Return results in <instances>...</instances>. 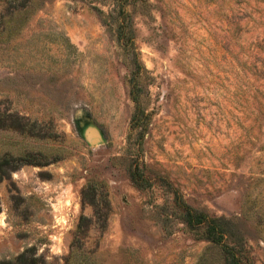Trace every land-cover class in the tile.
<instances>
[{"label":"rangeland","instance_id":"1","mask_svg":"<svg viewBox=\"0 0 264 264\" xmlns=\"http://www.w3.org/2000/svg\"><path fill=\"white\" fill-rule=\"evenodd\" d=\"M4 154L0 264H264V0H0Z\"/></svg>","mask_w":264,"mask_h":264},{"label":"trees","instance_id":"2","mask_svg":"<svg viewBox=\"0 0 264 264\" xmlns=\"http://www.w3.org/2000/svg\"><path fill=\"white\" fill-rule=\"evenodd\" d=\"M19 159L21 160L22 157L14 158L8 154H4L3 156H0V178L6 173L7 169L14 168L15 166H17V164L13 162ZM208 230L210 236L214 239H217L219 236H221V234H223L221 231L219 233H216L215 229H213L212 227L209 228ZM27 251L28 249L17 254L13 259L8 261V264H37L38 258L35 256L28 257Z\"/></svg>","mask_w":264,"mask_h":264},{"label":"bare ground","instance_id":"3","mask_svg":"<svg viewBox=\"0 0 264 264\" xmlns=\"http://www.w3.org/2000/svg\"><path fill=\"white\" fill-rule=\"evenodd\" d=\"M85 137L90 140V142H95L98 139V135L92 126L85 129Z\"/></svg>","mask_w":264,"mask_h":264},{"label":"water","instance_id":"4","mask_svg":"<svg viewBox=\"0 0 264 264\" xmlns=\"http://www.w3.org/2000/svg\"><path fill=\"white\" fill-rule=\"evenodd\" d=\"M97 140H98V139H97ZM97 140H96V141H97ZM96 141H95V142H96ZM95 142H91V143H95Z\"/></svg>","mask_w":264,"mask_h":264}]
</instances>
